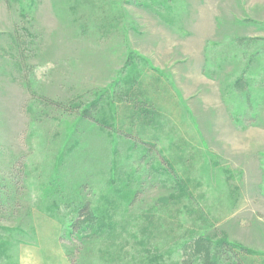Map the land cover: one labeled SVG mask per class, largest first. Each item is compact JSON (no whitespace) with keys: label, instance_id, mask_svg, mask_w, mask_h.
I'll list each match as a JSON object with an SVG mask.
<instances>
[{"label":"rangeland","instance_id":"obj_1","mask_svg":"<svg viewBox=\"0 0 264 264\" xmlns=\"http://www.w3.org/2000/svg\"><path fill=\"white\" fill-rule=\"evenodd\" d=\"M154 1L0 0V264H190L179 249L200 237L264 262V0ZM70 183L82 204L102 211L112 190L162 218L154 236H69L76 214L52 189Z\"/></svg>","mask_w":264,"mask_h":264},{"label":"trees","instance_id":"obj_2","mask_svg":"<svg viewBox=\"0 0 264 264\" xmlns=\"http://www.w3.org/2000/svg\"><path fill=\"white\" fill-rule=\"evenodd\" d=\"M6 1L8 3H10V4L11 3H19V4L22 3V0H6ZM149 1L150 2L147 3V4L136 3V5H137V7L149 8L148 6H152L155 3L154 0H149ZM112 4L116 5L117 3L116 2H112ZM108 11H112V9L108 8L106 10V13H108ZM214 55H215V53H214ZM214 55H212V56H214ZM229 55L230 54L227 55L226 60L229 59ZM219 56L220 55H218V54L215 55V57H216L215 60L216 61L218 60ZM211 58L213 59L214 57H211ZM221 62H222V60H221ZM215 65H221V63H219L217 61V62H215ZM241 79H242V77L239 80H236V82L232 86L233 87H239V86L242 85V87L240 89L241 90L244 89L243 90L244 92L242 94L245 93V97L247 98L248 96L252 95V91L251 90L247 91V89H246V84L247 83L246 82H242ZM42 99L47 104H49L51 102L48 98H42ZM102 108H104V104L102 105ZM145 109L146 110H144V109L141 110L143 112H147V113L141 112L144 115L148 114V112L154 110V108L152 110H150L149 107H147ZM69 110L70 109H68V111ZM115 110H116V108H115ZM86 119H87V122H89L91 124H94V125L95 124H99V125H101L102 128L105 129V130H110L111 129L110 125H104L101 122H99L98 120H96L94 117H89L88 116V118L86 117ZM150 123H152V122H150ZM146 124H149V122L146 123ZM144 128H146V127H144ZM113 130L116 131L115 128ZM118 132L119 131L117 130L116 133H118ZM121 136L123 137V132H121ZM131 136L132 135L127 134L126 138H124V139L125 140H130V138H132ZM136 140L139 142L138 139H136ZM73 141H74L73 142V147L75 148L78 145V140L76 138H74ZM89 144L90 143H87V145H85V146L88 147ZM72 149L71 148L70 149L67 148L66 150L64 149V151L62 152L63 154H61L62 156L59 157V160L67 158V160L69 161V158L71 157L70 155L73 156ZM76 152H77V150H76ZM103 156H106V153L102 154L101 157H103ZM84 158H85V156H84ZM100 162H106V161L105 160H103V161L101 160ZM67 163H69V162H67ZM85 163H86V159H84V162L82 164H85ZM116 171H117L118 174H121L123 170L120 169V167H119L118 169H116ZM155 171H157V170L154 169L152 172L155 173ZM100 172L106 173V174L101 175V177H100L103 180H104V178L108 179L110 174H114L113 170H111V169L110 170H105L104 168H101ZM168 173L173 174L170 171ZM155 176H158V174L155 173ZM71 181H76V175H74L73 178H71ZM108 182H110V184H109L110 187L114 185L113 182L111 183V180L108 181ZM135 182H136V180L129 179L128 180V185H127V183H123L125 185L124 187H128V188L123 189V187H121L122 192H124V193L126 192L127 193V191H130L129 185H130V187L134 186ZM178 182H182V181L178 180ZM120 183H121V181H120ZM70 185H71L70 188L72 189L71 196H69L70 194H68V192L70 190V188H68V186L66 187V189H65L64 186L61 187L64 191H62L61 188L60 189L58 188L57 190H54V188L52 189L53 190L52 193H57L56 195L59 198H61V199L63 198L64 202L62 204H63V206L65 208H67L66 209L67 211L65 212L66 215L64 214V216H66V217H64V218H67L68 215L72 214L73 212L76 214L75 215V219H72V221L69 222V224H68L69 227H66L67 234L69 236H75L76 238L80 237L81 239H91L93 241L94 240H98V241L101 240L102 241V238H104V239H106V238L108 239L109 238L108 232H114L115 233L116 232L115 231L116 228H120L123 231H125V229L130 228L129 230H132V234H131L130 237H132V239H133V237H135L137 234H139L140 236H144L142 245H146L147 242L149 241V240H147L148 239V235L154 236V233L151 232L152 230H154L153 229V227H154L153 224L157 223L158 220L159 221L162 220V218H157L156 222H155V219L151 220L150 218H148V216L152 217V212L151 213H147V211H145L143 213V215H141V216L140 215H137V216L134 215L135 217H133L132 215H133V213H135L134 210H133V213H131V209L133 208V206H131L132 208L130 207V205L128 206V208L124 207L126 205V201H124V203L123 202L121 203L122 207H120V204L115 203L114 200H113V197L116 198L117 194L115 192H113L112 190H111V192H107L105 195L101 196L103 204H102V207H100V208L102 209V211L99 208H97V207H93V206L89 205L88 203L82 204L80 202V199H79L78 196L83 194V192H81L80 189H84V187L83 186L79 187V185L77 187H74L72 183H70ZM183 188L184 187L182 186L181 189H183ZM78 192H79V194H78ZM187 195H189V194H187ZM124 197H125V195H124ZM48 205L50 206L49 207L50 209L52 208L55 211L59 210V206H57V204L55 203V200L51 201L50 204L48 203ZM120 208L123 211V213L121 215L122 216L123 215L126 216L127 219L120 220V219H116L114 217V215L115 216H119L118 214H120ZM52 209H51V211H52ZM112 219H114L115 221H113ZM113 229H114V231H113ZM11 233L12 232H10L9 230H6V234H8V235L4 236L6 238L5 239H1L0 238V259L3 257V255L6 252V250L9 247H11V245H12V240H10L11 239V235H12ZM149 233H151V234H149ZM7 237H9V238H7ZM116 240H118V239L116 238ZM119 242H121V241H118V244H119ZM205 242L207 243L205 238L200 237L198 239H195V240L192 239L189 242L184 243L181 246V248L179 249L180 253H181V256H182L180 262L183 259L184 263H185L186 259L188 258L189 261H190V264H198L196 262L197 260H196V257L194 255V254H198V255H201L203 257L201 259L200 264H216V261L213 260V258H210L211 256H210L209 253H211V252H208V248H210V246H213V245L208 242V244H211V245L207 244L209 246L207 248V245L205 244ZM214 246L216 247L215 249H213L215 251L214 253L219 256V259H221V261L223 259L224 262H229V264H243V262L245 261L246 257L245 256H241V254L242 253L249 254V252H250L249 250H247V249H245L243 247H240L239 249H237V247L235 245H231L230 243H228L226 241H221L217 246L216 245H214ZM239 253H240V256L238 255ZM103 254H104V252L102 251L101 255H103ZM211 255H212V253H211ZM212 256H214V255H212ZM243 258H244V260H243ZM151 261L154 262L155 264H158L157 263L158 261H157L156 257H154ZM180 264H183V263H180ZM185 264H187V263H185Z\"/></svg>","mask_w":264,"mask_h":264},{"label":"crops","instance_id":"obj_3","mask_svg":"<svg viewBox=\"0 0 264 264\" xmlns=\"http://www.w3.org/2000/svg\"><path fill=\"white\" fill-rule=\"evenodd\" d=\"M260 255H262L261 253H259ZM261 264H264V262H262Z\"/></svg>","mask_w":264,"mask_h":264}]
</instances>
